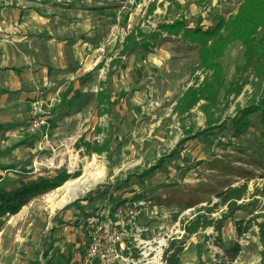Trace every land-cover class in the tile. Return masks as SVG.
Wrapping results in <instances>:
<instances>
[{"label": "rangeland", "instance_id": "1", "mask_svg": "<svg viewBox=\"0 0 264 264\" xmlns=\"http://www.w3.org/2000/svg\"><path fill=\"white\" fill-rule=\"evenodd\" d=\"M92 1L109 5V39L116 36L120 39L138 29L148 36L158 31L159 23L171 22L176 18H183L190 28L206 29L216 22L217 17L227 18L235 14L242 0H173L172 3L167 0H90L87 3ZM165 38L166 34L162 32V42L151 52L140 50L131 54L133 57L137 54L134 63L139 65L134 67L135 90L130 85L121 87L119 116L122 118L114 123L110 158L106 153L97 155L85 150V143L100 142L109 133L106 117H99L96 111L90 109L82 110L77 115L74 113L76 118L72 119V125L61 126L57 130L56 124L45 119L44 126L30 133L33 142L29 146L27 144L22 149L24 140L23 144L16 145L14 156H11L12 153H5L0 157V174L3 172L0 187L5 189L38 177L51 178L62 171L70 174L63 184L30 199L18 212L4 219L0 227V264L46 263L48 242L51 240L54 224L62 219V215L72 211V222L78 218L80 220L108 198L130 203L143 202L137 207L138 216L140 223L149 227L148 236L159 234V237H164L168 242L172 237L179 238L183 235L182 225L194 216L198 208L217 201L215 192L219 188L243 182H246L247 192L238 203L245 209L237 210L232 218L224 222L220 235L221 243L226 247L233 242L242 246L239 255L233 261L224 256L216 241V232L209 227L189 236L181 255V263L260 264L259 251L262 246L256 226H252L242 236H238L235 229L237 220L264 213V167L243 162V154L238 150L239 146L247 145L250 140L252 144L248 152L253 151V135L250 133L245 140L231 138L223 134L226 131L216 130V134H207L199 140L186 138L183 130L190 125H194L195 130L209 129L204 113L195 107L191 110L190 117L179 120L171 110L185 88L193 83L196 76L201 80L203 73L195 69L197 53L192 44L176 40L173 36L170 41ZM148 41L156 44L158 40L149 37ZM242 56V46L233 42L221 60L227 71L228 82L235 83L229 88L227 82L225 89L232 90L227 99L216 108V115L221 117V121L233 117L236 109L257 99L256 95L261 90L257 89L258 81L251 69L244 64ZM131 58H125L124 61L130 63ZM126 72L125 69L124 74L127 75ZM236 90H239L237 94ZM97 127L103 131L97 133ZM50 128L54 132L43 138ZM182 139L187 140L179 146L178 142ZM119 143L121 145L117 148ZM76 144L81 148L77 149ZM175 147L179 151L171 163L151 175L141 176L142 171L151 166L156 158ZM15 154L26 156L19 160ZM224 162L226 163L223 165L230 167L248 168L251 174H227L231 170L224 171L220 168ZM176 163L180 168H177ZM87 165L86 183L80 185L74 197H67L62 202L63 186L69 179L81 177ZM75 173L76 176H72ZM205 181H212L214 185L210 192L202 194L197 191L187 196L189 188ZM178 190L182 193L179 194ZM165 191L167 195L162 194ZM159 193L162 194L161 199L180 197L194 204L184 209L158 204L153 198L158 199ZM145 197L148 200H144ZM74 201L76 204L70 209L68 204ZM219 215L220 211H214L211 217L218 218Z\"/></svg>", "mask_w": 264, "mask_h": 264}, {"label": "crops", "instance_id": "2", "mask_svg": "<svg viewBox=\"0 0 264 264\" xmlns=\"http://www.w3.org/2000/svg\"><path fill=\"white\" fill-rule=\"evenodd\" d=\"M87 1L0 0V157L14 156L18 143L25 142L23 149L33 142L25 129L33 101L40 103L44 118L57 125L55 130L72 125L87 109L105 116L113 127L115 120L121 121L119 93L123 85L134 89V67L139 65L134 63L137 54H131L139 51L119 55L124 37L109 39V5ZM116 20L119 23L118 16ZM130 57V63L124 61ZM113 60L118 62L110 66ZM104 96L112 103L111 115L103 113ZM26 154L15 155L20 160ZM97 209L73 222L72 211L62 215L54 224L44 264H87L89 219Z\"/></svg>", "mask_w": 264, "mask_h": 264}, {"label": "trees", "instance_id": "3", "mask_svg": "<svg viewBox=\"0 0 264 264\" xmlns=\"http://www.w3.org/2000/svg\"><path fill=\"white\" fill-rule=\"evenodd\" d=\"M167 1L173 2V0ZM157 30L156 33H150L148 36L139 29L130 31L122 40L119 55H128L131 52L140 50L151 52L155 46L162 42V32L166 34L165 39L168 41L173 36L176 40L192 44L197 53L195 69L201 70L203 76L201 80L196 76L193 83L185 88L173 105L171 113L179 120H183L184 117L191 116L192 109L198 107L204 113L205 123L209 129L195 130L194 125H190L183 130V134L187 136L186 138H197L199 140L207 134H216V130H219L220 132L226 131L223 134L231 138L246 140L251 133L255 149L250 153L248 152L249 146L252 144L248 140L247 145L242 144L238 150L243 154V162L264 167V88L262 87L264 85V0H242L235 14L229 15L227 18L217 17L216 22L206 29L201 27L190 28L183 18H176L171 20V22L159 23ZM149 37L156 38L158 40L157 43H150L148 41ZM233 42H238L242 46L244 64L251 69L253 76L258 81L257 89L261 90L258 94L255 91L256 96H258L257 99H252L245 106L236 109L233 117H228L226 120L221 121V117L216 115V108L223 103V100L227 99L232 90L225 89L228 76L221 60L224 52ZM117 62V60H113L110 66ZM110 74L111 71L109 72ZM228 83L229 88L235 84ZM238 92L239 90H236L235 94ZM103 98L106 99L107 105V107L103 108V113L111 115L110 107L112 103L109 101V96H104ZM113 128V125L109 122L108 135L101 142L85 143V150L88 153H96L98 155L106 153L107 157L110 158L111 148H113L111 147ZM96 132L100 133L101 129L97 127ZM185 140L187 139L180 140L178 142L179 146ZM120 145L119 143L117 148ZM75 146L78 148L80 145L76 144ZM178 151L179 149L175 147L170 152L161 154L151 166L142 171L141 176L151 175L154 171L163 169L174 160V156ZM225 163H221L220 168L224 171L231 170L227 174H233L234 172L241 175L251 174L248 168L238 169L223 165ZM176 164L177 168H180L179 164ZM76 174L72 176H76ZM69 176L70 174L62 171L51 178L38 177L19 186H10L9 189L0 187V227L7 216L18 212L30 199L57 188ZM213 186L212 181L201 182L194 188H189L186 194L187 196L193 195L197 191L205 194L210 192ZM223 186L215 192L217 197L215 203L198 208L194 216L184 222L182 225L183 235L181 237H172L168 240L167 246L163 251V264H182L181 255L185 250L189 236L209 227H212L216 232V241L224 256L233 261L239 255L242 251V246L237 242H233L226 247L221 243L220 235L224 222L232 218L237 210L245 209L238 201L246 195L247 185L246 182H243L235 186ZM178 192L179 194L182 193L180 190ZM166 193V191L162 192V194L167 195ZM162 194L159 193L158 199L153 198V201L158 204L175 206L179 209H184L194 204V202L191 203L178 196L177 199L171 197L161 199L160 196ZM133 198L141 199L139 197ZM147 198L145 197L144 200ZM137 199L133 200L137 201ZM75 204L76 201L69 203L68 206L71 207ZM214 211H220L218 218L211 217ZM252 226L257 228L258 240L262 246L259 251L260 264H264V213H257L246 219L237 220L235 223L236 234L242 236L249 232Z\"/></svg>", "mask_w": 264, "mask_h": 264}, {"label": "built area", "instance_id": "4", "mask_svg": "<svg viewBox=\"0 0 264 264\" xmlns=\"http://www.w3.org/2000/svg\"><path fill=\"white\" fill-rule=\"evenodd\" d=\"M28 115V133L46 124L40 103L33 101ZM143 202L113 201L101 203L90 217L89 235L84 252L87 264H163L167 239L149 234L139 221L137 207Z\"/></svg>", "mask_w": 264, "mask_h": 264}, {"label": "bare ground", "instance_id": "5", "mask_svg": "<svg viewBox=\"0 0 264 264\" xmlns=\"http://www.w3.org/2000/svg\"><path fill=\"white\" fill-rule=\"evenodd\" d=\"M74 166H75L74 163H72V167ZM87 173H88V165L85 167L84 174L81 177L72 179V180L69 179L68 182H66L65 186H63L64 187V195H63L64 200H62V202L65 201V198L74 197L77 194V192L80 189V185L83 186L86 183Z\"/></svg>", "mask_w": 264, "mask_h": 264}]
</instances>
